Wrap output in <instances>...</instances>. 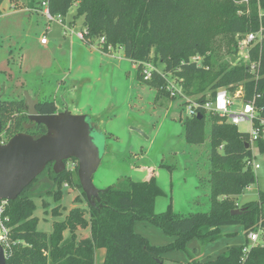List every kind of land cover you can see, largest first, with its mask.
<instances>
[{
	"label": "trees",
	"instance_id": "trees-1",
	"mask_svg": "<svg viewBox=\"0 0 264 264\" xmlns=\"http://www.w3.org/2000/svg\"><path fill=\"white\" fill-rule=\"evenodd\" d=\"M52 15L66 16L75 5L74 18L83 17L85 44L104 53L107 48L120 47L125 58L137 67L136 79L173 100L167 89L166 75L176 76L188 95H198L195 102L205 103L218 88L231 93L240 91L244 101L255 98L260 118H264V0H47ZM1 2V0H0ZM41 0H36L39 4ZM34 5V6H36ZM262 33V39L251 45L249 61L233 63L237 53V35ZM104 37V43L98 39ZM236 37V38H235ZM225 47V55L222 48ZM200 57V61L193 60ZM259 62L255 71L248 62ZM163 64L158 70L156 64ZM146 64H153L150 76L144 78ZM257 76V78H256ZM39 114L58 111L53 100H41L36 105ZM201 118L192 115L183 122L187 143L201 144L205 140V110L196 109ZM209 187L210 208L206 212L176 214L169 203L162 212H155L157 197L164 195L153 175L147 181L124 178L99 190L94 203L86 199L75 168L50 172L56 189L53 200L61 199V186L80 189L87 207L70 208L61 220L52 223L50 232L37 229L33 215L35 203L28 190L31 182L14 200L7 201L4 225L7 234L6 264H94L95 251H105L103 264H162L163 254L173 250L186 251L189 240L201 245L223 236L226 225L243 226L245 237L261 229L264 237V185L257 199L240 206L235 197L256 181L248 160L253 159L249 133L241 132L226 118L210 112ZM47 131L45 125L31 120L23 99H0V134L7 140L17 133L36 138ZM248 144V146H246ZM264 153V139L255 143ZM171 168L169 166H166ZM50 192V191H49ZM80 202V198H75ZM60 205L52 208L59 215ZM241 209L239 214L231 210ZM88 215V217H86ZM136 221L148 222L175 239L165 245H153L135 232ZM89 229V235L78 237L77 231ZM67 231V236L64 233ZM248 243L246 239L245 244ZM244 245L228 248L213 259L199 262L188 253V264H264V244L252 245L244 253Z\"/></svg>",
	"mask_w": 264,
	"mask_h": 264
},
{
	"label": "rangeland",
	"instance_id": "rangeland-1",
	"mask_svg": "<svg viewBox=\"0 0 264 264\" xmlns=\"http://www.w3.org/2000/svg\"><path fill=\"white\" fill-rule=\"evenodd\" d=\"M12 9L6 8L1 15L7 14ZM75 10L76 6L73 5L67 17L70 19V23L76 24L81 29L83 17L74 18ZM36 19H39V26H36V22L29 24L30 22H24V20H10L6 23L7 28L5 30L10 32L11 38L6 37L4 39L3 47L17 46V37L25 29H29L33 34L37 31V27L43 30L46 28L45 25L50 24L51 31L48 32L47 36L51 37L54 42V56H58L60 53L62 55L64 51H58L54 45L64 38L61 34L60 25L58 26L54 21L48 22L44 16H35ZM85 45L91 49L92 54L85 51L81 55L82 59L81 56L79 59H81L80 64L84 66L82 70H86L83 71L82 76L87 75L88 79L79 75L81 77L77 82L72 84L67 82L64 91V88H60L56 82L54 73L41 75L33 70L30 73H24L23 78L27 88L31 90L36 87L39 91L41 89V96L55 98L59 105L62 103L61 94L64 92L68 99L71 98L74 102L69 103V111L75 112L78 107L83 108L88 121H97L96 129H92L91 135L93 142L98 147L101 163L92 174L93 185L96 189L103 190L125 177L142 181L148 174L149 168L152 169L153 166L155 168L157 166L158 170L155 169L154 174L158 175L160 184L166 188L167 196L165 197L171 203L174 213L187 215L191 212L208 211L210 192L205 194L206 185L202 177L207 176L210 169V112L205 111V140L203 143H187L183 127V122L190 117L187 113V107L195 101L198 95L186 94L183 91L182 82L176 76L169 74L166 75L167 84L174 85L179 93L174 96L171 103H168L169 98L163 95L156 100L155 88L138 82L136 64L124 57L120 47L112 48L113 50L110 52L112 55L109 56L95 46L93 47L97 50L92 49L88 44ZM224 53L225 47L222 48V54ZM99 55L103 58L101 59ZM36 56L44 58L46 53L38 49ZM223 56L224 58L227 57L225 54ZM238 58L237 52L233 63L238 62ZM156 68L162 70L163 64L158 62ZM16 92L11 85H7L4 96L16 99ZM231 94L237 97V92ZM240 100L235 99L236 104H239ZM130 125L140 127L145 134L131 129ZM237 129L241 132H248L249 124L242 122L237 125ZM252 154L253 162L259 164V167L253 170L256 181L238 195V202L240 203L235 199L238 206L243 202L257 199L258 191L264 185V153H260L253 144ZM162 162L171 168L164 167L161 169ZM65 164L66 168L71 170L75 168L76 162L68 161L66 163L65 161ZM45 168L37 176L28 192L35 203L33 215L37 217V229L50 232L52 223L60 219L59 215L52 213L53 207L59 204V211L64 213L72 205H82L86 208L87 204L78 187L64 184L61 186V199L58 203L55 202L53 192L56 186L51 180L50 172L45 171ZM51 168L53 170V164ZM53 172L55 171L53 170ZM194 176L198 178L199 185L201 184L200 187H202L197 191L198 197L194 195L195 186L192 184ZM76 197L80 198V202L75 201ZM165 197L159 196L158 201H166L164 200ZM165 209L166 205L160 212ZM139 228L140 226L137 224L136 230L138 231ZM153 229L155 232L152 233L154 234L148 238L145 237L149 242H161V238L166 234L160 228ZM138 232L140 233V230ZM85 234H89L88 228L80 232L78 237L81 238ZM192 243L198 244L194 240L188 247L192 248ZM186 253L188 257L186 262H182L180 258L176 261V258L171 259L168 256L162 259L164 260L162 264H188L189 252ZM104 255V249L98 248L95 253L94 264H103ZM191 255L193 256V254ZM193 258L196 259L194 256Z\"/></svg>",
	"mask_w": 264,
	"mask_h": 264
},
{
	"label": "crops",
	"instance_id": "crops-1",
	"mask_svg": "<svg viewBox=\"0 0 264 264\" xmlns=\"http://www.w3.org/2000/svg\"><path fill=\"white\" fill-rule=\"evenodd\" d=\"M35 4V0H1L0 2V99H10L4 96L5 93V88L7 85H11L14 90H16V99H23L24 100V91H27L28 94L34 98L37 99L38 101L41 100H53L55 105L57 106L58 111H64L68 110L69 111V103H74L73 99L67 97V95L64 94V92L61 94V99L62 103L59 105L56 101L55 98L51 97H46V96H41L40 91L36 89V87L32 88L31 90L26 87V82L25 79L23 78L24 73H30L33 70L37 71V73H40L41 75L45 73H51L55 74L56 77V82H58V85L60 88H64V91L67 87V82L69 81L71 84L74 82H77L79 78L82 76L83 71L82 66L80 64V61L82 59V54L87 51L90 54H92V51L89 47L85 45V43L79 39L75 34L70 33V32H65L63 28H61V34L63 35V40L58 41L54 45L58 49V51H64V53L61 55V53L58 56H54V46H53V41L51 37L49 38L48 32L51 31V26L50 24L45 25V29L41 30L39 27H37L36 32H30L29 29H25L21 34H19L18 38V43L17 46H11L9 45L8 47H3L4 46V39L11 38L10 32H7L5 28L6 23L10 22V20H24V22H30L29 24H33L36 22V26H39V19L35 20V16H43L41 13L36 12L33 10ZM8 8L9 10L13 8L11 11H9L5 15H1L2 11ZM66 16H62L64 22L68 25V27L72 30H78L79 27L76 26L74 23H70V19ZM17 18V19H15ZM58 24V23H57ZM59 26V24H58ZM2 28V29H1ZM45 36L47 38L46 43L42 44L40 39ZM92 49L97 50L95 47L91 46ZM38 49H41L44 53H46V56L44 58H38L36 56V52ZM99 50V49H98ZM113 50V49H112ZM111 50V51H112ZM105 55H112L111 53H104ZM79 56H81V59H79ZM100 58L102 59L103 57L99 55ZM84 57V56H83ZM81 75V76H79ZM85 79L88 77L87 75H83ZM88 79V78H87ZM74 86V85H73ZM19 91V92H18ZM173 101V100H172ZM171 100L168 101V103L172 102ZM70 113L74 115H85V120L91 127V129H96V124L97 121L92 120L88 121L86 118V114L83 111V108L78 107V110L76 109L75 112ZM93 119V118H92ZM131 129L137 130L142 134H145L143 129H141L138 126H132L130 125ZM92 132V130H91ZM148 138V135H146ZM101 163V160H100ZM99 163V164H100ZM157 165V164H156ZM155 165V166H156ZM159 165V164H158ZM99 166V165H98ZM168 165L164 164L163 162L161 163V169L166 167ZM158 170V167L156 168L153 166L152 169L151 167L149 168L148 174H146L145 178L142 181H147L153 175L156 179L157 184L162 188L164 192V197L167 196L166 193V188H164L160 182L158 175L154 174V170ZM208 176V177H207ZM207 176L202 177V179L205 180V194L207 195L208 192H210V187H209V170ZM126 178V177H125ZM193 178V177H192ZM124 179V178H122ZM119 179V180H122ZM192 184L195 186V197H198L197 191L200 190L201 184L199 185L198 178L194 176L192 180ZM204 185V186H205ZM209 194V193H208ZM236 201L238 202V196L235 197ZM166 201L163 202L161 200L160 202L158 201V197L155 200L154 204V210L155 212H160L163 207L169 204V201L167 200V197H165ZM240 203V202H238ZM244 203V202H243ZM77 206V205H72L70 208ZM78 207H82V205H78ZM160 207V208H158ZM69 208V209H70ZM68 209V210H69ZM68 210L66 212H60L59 211V217L63 219L65 215L67 214ZM192 213V212H191ZM180 214V213H176ZM139 225L140 228V234L143 236H146L147 238L151 236L154 229L156 228L155 226L151 225L148 222L144 221H136L134 223V230L135 232H138L136 230V225ZM84 229L78 230L77 235H79L80 232H83ZM221 232L223 233V236L217 239L216 241L207 243L205 245H200L199 241L196 238H193L187 243L186 250L187 252L193 254V256L199 261V262H204L209 259H213L217 257L218 255L222 254L225 252L228 248L231 247H238L242 246L245 244L246 237H245V232L243 229V226L241 225H226L222 226L220 228ZM155 232V231H154ZM139 233V232H138ZM145 233V234H144ZM67 231L64 233L65 236H67ZM89 234H85L82 237H86ZM80 236V235H79ZM161 242H150L153 245H165L168 243H171L175 237L170 236V235H165L161 238ZM196 240L197 243H192V248L188 247L191 242ZM197 244V245H196ZM194 251V252H193ZM180 252V253H179ZM182 252H184L182 254ZM193 252V253H192ZM96 253V251H95ZM186 251H179V250H173L170 252H167L165 255H163V259L166 257H170L171 259L176 258L175 260L178 261L177 259H181L182 262H186L188 260V257L186 255ZM164 261V260H162ZM164 263V262H163Z\"/></svg>",
	"mask_w": 264,
	"mask_h": 264
},
{
	"label": "water",
	"instance_id": "water-1",
	"mask_svg": "<svg viewBox=\"0 0 264 264\" xmlns=\"http://www.w3.org/2000/svg\"><path fill=\"white\" fill-rule=\"evenodd\" d=\"M24 103L29 118L45 125L47 131L36 138L17 133L0 145V200L17 198L49 162L58 173L65 169V161L74 157L78 163L79 183L86 199L93 204L92 198L99 190L92 183V174L100 163V156L85 115H74L68 110L39 114L36 110L38 100L27 91H24ZM196 115L201 118L199 112ZM239 213L241 209L231 210V214ZM0 264H6L1 244Z\"/></svg>",
	"mask_w": 264,
	"mask_h": 264
},
{
	"label": "built area",
	"instance_id": "built-area-1",
	"mask_svg": "<svg viewBox=\"0 0 264 264\" xmlns=\"http://www.w3.org/2000/svg\"><path fill=\"white\" fill-rule=\"evenodd\" d=\"M247 1V0H245ZM33 10L41 13L48 22L54 21L58 23L65 32H70L75 34L79 39L83 40L84 36L87 32L86 27L82 26L81 29L72 30L68 27V25L64 22L62 16L60 15H52L48 8V1L41 0L39 4L33 7ZM259 38V39H258ZM262 39V33L260 32H251L244 35H237V52L239 56V60L244 62L249 61V49L252 44L258 43ZM104 37H100L98 39L99 43H104ZM41 43L44 44L47 41V38L43 36L40 39ZM109 50H112L110 45L107 46ZM196 62L200 61V57L196 56L193 58ZM249 70L254 72L259 62H248ZM153 69L151 64H146L143 72L144 78H148L150 76V70ZM166 77V76H165ZM257 78V76H256ZM167 81V77H166ZM168 82V81H167ZM167 89L170 91L171 96H175L179 93V90L174 87V85H168ZM238 97V98H237ZM237 97H234L227 89L218 88L214 97L210 100H207L203 104H199L193 101L187 107V113L189 116L197 114L196 109L201 107L205 111L217 113L226 118V121L230 124L237 126L242 122H247L249 124V142L252 145L258 139H264V118H260L259 110L255 106V98L251 101H244L241 98L240 91H237ZM235 99H241L239 104H236ZM8 140L3 134H0V145H3ZM247 166H250L253 170L259 167V164L254 163L253 159L248 160L246 162ZM72 170V169H71ZM64 185L67 186L65 183ZM7 204V200H0V244L4 249V253L6 256L5 247L8 246L7 234L9 228L4 225V221L7 220V217L4 216V210ZM262 230L259 228L255 231H251L247 235L248 243L244 245L243 252L246 253L252 245L255 244H264V237L261 235Z\"/></svg>",
	"mask_w": 264,
	"mask_h": 264
}]
</instances>
